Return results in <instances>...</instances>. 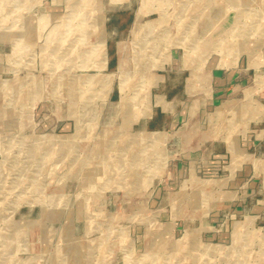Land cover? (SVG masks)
Returning a JSON list of instances; mask_svg holds the SVG:
<instances>
[{"label":"rangeland","instance_id":"obj_1","mask_svg":"<svg viewBox=\"0 0 264 264\" xmlns=\"http://www.w3.org/2000/svg\"><path fill=\"white\" fill-rule=\"evenodd\" d=\"M138 2L53 0L52 10L65 13L45 16L43 35L51 51L59 47L58 59L28 65L10 54L11 25L23 18L11 15L13 2L0 0V264L15 262L9 249L18 256L44 249L45 256L34 257L40 264H264V138L255 139L264 126L257 121L264 86L251 100L242 92L199 110L187 111L184 99L166 135L130 127L151 113L149 88L157 78L143 75L145 68L160 67L174 52L180 60L235 54L234 44L222 45L235 41L225 32L237 10L248 14L235 27L242 39L251 36L238 38L240 60L264 52V21L249 24L253 14L264 15V0H140L131 25L122 28L130 25L129 42L117 44L120 110L105 98L112 73L100 80L92 75L96 67L71 65L61 54L64 48L68 55L74 37L89 52L96 36L90 24L102 28L101 9L119 15L108 17L112 27L127 22ZM209 8L219 20L225 15L224 23L212 17V33L224 25L225 32L220 46L202 49L197 29L208 22ZM73 20H80V34L53 29L62 22L68 29ZM136 22L144 27L133 35ZM177 41L199 47L171 48ZM102 46L101 34L98 68L105 66ZM38 52L30 57L37 60ZM201 67L192 66L189 86L204 80ZM153 98L165 105L162 96ZM132 105L137 113L125 110Z\"/></svg>","mask_w":264,"mask_h":264},{"label":"crops","instance_id":"obj_2","mask_svg":"<svg viewBox=\"0 0 264 264\" xmlns=\"http://www.w3.org/2000/svg\"><path fill=\"white\" fill-rule=\"evenodd\" d=\"M52 1L53 0H10V2H13L11 15L13 17L15 16L16 20L18 17L23 18V20H21L20 23H15V24L13 23L10 28V33H11L10 54L12 59H14L15 57L16 64L19 63H25L28 65L34 63L49 64L51 63V59L53 58L58 59L59 52L57 50H59V47H57L58 48L57 50L51 51L48 48L47 42L45 41L46 37H44L43 35V33L45 32L44 30L48 29L47 24H44L45 16L47 17L52 15V16L60 17L65 13L64 11L60 12V10L57 12H55V10H52V6H53ZM188 1L193 2L198 0H188ZM208 1H212V0H208ZM139 2L134 10L129 9L130 8L129 5H126L122 7L121 10H119L120 14H124L125 13L124 11L129 9L130 13L128 17L132 15L130 25L134 19V14L139 6ZM73 7H75V3L73 4ZM209 7L211 8V6ZM210 8L208 11L209 12L208 22L206 24H203L201 29L199 30L197 29V33L201 32L202 34V38H203L202 39L203 43H201L202 49L215 47L217 45L220 46L221 44L218 43L221 40H223V38L222 39L219 38L221 36L220 34L223 33L222 31L225 32L224 30L225 25H224L223 27L221 28L219 27L214 33H212L213 32L212 24L215 22V19H213L212 17L218 18V13L213 14L212 13L213 10L211 11ZM245 10L247 9L242 8V11L240 10L236 11L233 24H231L230 27L228 28V31L225 32L227 34L233 35L235 37V41L237 40V42L231 41V42H227V45L226 44H224V46L222 45L224 49L226 48L230 49V47H232L231 45L234 44L235 54L231 55L232 57L231 56L226 57L228 55L217 53V56L212 59L206 57V59L204 58L198 60L192 57L189 58L188 60L186 58H181L180 60L179 57L175 55L176 52H174V57L173 58L171 57L170 60L151 61L153 63L156 62L158 63L159 61H162V65L160 67L154 65L149 69L145 68V71L143 73V75H150L154 78H157L156 83L150 86L149 88L151 113L147 117H139L136 121L132 122L130 124L131 129H136V131L158 130L164 132V134L166 135L177 124V119L175 118V115L178 112L177 104L181 103L184 99L187 101L189 100L187 111L189 110L192 111L194 109L197 110H199L200 108L202 109L205 106V103H213L216 99L219 102H221V100L227 96H236L242 92L244 93L245 89L250 88L249 89L251 91L250 98L252 95L257 94V91L264 86V70H262L260 74L256 73L257 67L264 68V52L261 51L257 55V57H255V54L249 51L244 60H240V55H239L240 53L239 52L237 53V51L241 49V44H238L239 42L238 38L240 40L242 39L241 36L242 31H240L241 28L238 29L235 26L237 23L242 24L244 22V21L240 22L241 21L240 19L242 18V15L243 16L245 15V13L248 14L247 11ZM254 11L258 12L256 9H254ZM99 13H101L103 16L102 28H97L96 26L93 25V23L90 24L91 26L90 30L92 29V31L96 33V36H95V42L92 48L89 49V52L83 53L81 51L82 46H81L80 38H78L79 41H77L78 39L74 37L73 41L71 40L68 55H66L64 48H62L63 52L61 54V58L63 57L64 60L63 62H66V59L68 58L67 62L70 63L71 65L87 64L96 67V72L92 75H98V77H100V80L105 75L112 73L113 76L109 85V89L105 91L106 94L105 98L109 102L116 101L117 106L119 107L118 109L122 110L118 105L119 90H118V79L116 76L117 60H118L117 44L119 42H123V43L129 42L131 38L129 34L131 27L130 25L128 29H122L120 25H114L111 27L107 24V22L109 21L108 17L111 16L112 18L113 17L118 18L119 15L115 14V12H109V10L103 11L102 9L101 12ZM198 14L199 11L193 12L191 19L189 20L190 21L189 26L195 23ZM256 14L253 15L257 21L252 20L254 22L256 21L255 22L256 25L250 23L252 22L251 21L252 18L251 16L249 17L251 18L249 20V23L252 24L254 27L258 26L257 24L259 22V19L261 21L262 20L264 21L263 16L259 17ZM73 17H75V14ZM222 17L224 18L225 15L224 14L221 15L220 20L218 18V20L216 21L219 23L220 22L224 23V20L221 21ZM194 18L196 19L194 20ZM192 19L194 23L191 21ZM69 23L71 25L68 27V29L66 23L64 22L55 25L53 29H56V32H58L59 34L66 33L68 30L71 33L73 32L74 34H76L79 32L80 34L81 28L83 27L82 24L80 23V20L79 23H77L76 20L70 21ZM76 29L78 32L76 31ZM230 29H233V31L232 32L229 31ZM122 31L124 32L123 37H117V35L119 33H122ZM252 33L254 34V32ZM101 34L103 35L102 52L105 55V66L103 68H98L97 66H95L96 64H98L99 61V57L96 53V46L100 39ZM246 37L248 38V34ZM126 38H128L129 40L126 41ZM248 39L245 40V37H243L242 40L247 41ZM179 42L180 41L174 42L175 44L172 45L171 48L185 49L184 48L185 46L186 49L193 50L194 48L199 47L195 44L196 41H193L189 44H184V46L181 45L183 42H180V45L178 44ZM263 42L264 39L261 41V43ZM33 48L40 50V52H38L37 60H34L33 55L32 57H30V51L34 50ZM23 54L25 56L24 57L25 60L19 62V59H21ZM195 65L202 66L201 72L203 73V75H205V79L202 80L200 78H197V80H195V82L193 83V86H189L187 84V79L190 76L189 72L192 66ZM250 81L252 86L244 88L243 86L248 84ZM155 95H160L163 97L165 102L164 106H161V104L157 105L153 103L154 100L153 97ZM244 98H246L245 95ZM220 104L217 105L216 109L220 107ZM263 108L264 105L262 104L261 105L262 111L260 113L261 115L259 116L260 119L257 120L259 123L264 120ZM125 110L127 112L137 113L139 111V107L132 105L130 107H127V109ZM263 138H264V126L257 129L255 139L258 144H261ZM15 252L16 251L9 249V252L6 253L8 256L17 257L15 259V262L11 264H40L39 262L34 263V257L40 258L45 256L46 253L44 249H40L37 251L31 250L24 253L23 256H18Z\"/></svg>","mask_w":264,"mask_h":264},{"label":"bare ground","instance_id":"obj_3","mask_svg":"<svg viewBox=\"0 0 264 264\" xmlns=\"http://www.w3.org/2000/svg\"><path fill=\"white\" fill-rule=\"evenodd\" d=\"M208 3H209V2H208ZM247 6H248V5H247ZM220 9H221V8H220ZM220 9H219V10H220ZM245 11H247V10H245ZM262 13H263V12H262ZM258 16H260V15L258 14ZM263 16H264V15H263ZM247 17H248V16H247ZM261 17H262V15H261ZM246 19H247V18H246ZM246 19H245V20H246ZM250 19H251V18H250ZM192 20H193V19H192ZM192 20H191V21H192ZM245 20H244V21H245ZM252 20H253V19H251V21H252ZM256 21H257V20H256ZM256 21H255V22H256ZM247 22H248V21H247ZM255 22L252 21V22H250V23H252L253 25H256ZM250 23H249V24H250ZM254 23H255V24H254ZM258 23H259V22H258ZM243 24H245V22H243ZM236 25H237V24H236ZM143 27H144L143 25H138V23L136 22V23L134 24V27H133V30L131 31V33H132L133 35H137L138 33H140V31L143 29ZM233 27H234V26H233ZM253 27H254V26H253ZM258 28H260V27H258ZM233 29H234V28H233ZM251 30H252V28H251ZM235 31H236V30H235ZM240 31H241V30H240ZM240 31H239V33H240ZM245 33H246V32H245ZM247 34H248V33H247ZM246 36H247V35H246ZM248 38H249V37H248ZM118 44L121 45L122 42H121V43H118ZM119 65H122V60L119 62ZM203 79H205V76H203ZM250 95H251V91H250L249 89H245V97H246L247 100H250ZM137 97H138V99L136 98V100H137V102H138V100H141V99H140V96H137ZM196 104H197V103H196ZM224 104H225V103H224ZM224 104H223V105H224ZM194 105H195V104H194ZM192 106H193V105H192ZM233 106H234V105H233ZM194 107H195V106H194ZM234 107H236V106H234ZM225 108H226V107H225ZM218 112H219V111H218ZM152 137H153L154 139H156L157 136H154V135H153ZM152 137L149 136V138H152ZM236 159H237V157H234V158H233V160H235V161H236ZM209 249H211V248H209ZM209 249H208V250H209Z\"/></svg>","mask_w":264,"mask_h":264},{"label":"trees","instance_id":"obj_4","mask_svg":"<svg viewBox=\"0 0 264 264\" xmlns=\"http://www.w3.org/2000/svg\"><path fill=\"white\" fill-rule=\"evenodd\" d=\"M130 20H131V16L128 18L127 22H125V23H123V24L120 25L121 28H125L127 26V24L130 23Z\"/></svg>","mask_w":264,"mask_h":264}]
</instances>
